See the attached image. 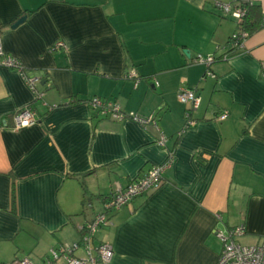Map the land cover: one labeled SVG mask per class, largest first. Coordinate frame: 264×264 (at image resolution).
Masks as SVG:
<instances>
[{
  "label": "crops",
  "instance_id": "0c3cea01",
  "mask_svg": "<svg viewBox=\"0 0 264 264\" xmlns=\"http://www.w3.org/2000/svg\"><path fill=\"white\" fill-rule=\"evenodd\" d=\"M216 1L234 4L0 0V63L12 57L39 73L43 94L0 65V264H44L52 249L79 242L80 227L117 185L170 153L162 186L113 213L98 233L113 246L110 264H218L215 231L243 228L239 244L264 243V28L227 55L239 26ZM251 1L264 15V0ZM58 42L66 48L53 50ZM200 56L220 59L214 76L195 63ZM131 70L142 78L138 88L125 78ZM184 88L201 98L190 118L178 97ZM96 97L154 114L166 145L152 127L101 117L90 104ZM28 106L37 123L15 129V114ZM190 119L196 126L186 128Z\"/></svg>",
  "mask_w": 264,
  "mask_h": 264
},
{
  "label": "built area",
  "instance_id": "2783aa9c",
  "mask_svg": "<svg viewBox=\"0 0 264 264\" xmlns=\"http://www.w3.org/2000/svg\"><path fill=\"white\" fill-rule=\"evenodd\" d=\"M235 4V5H234ZM234 4H227L220 1L215 2V7L220 10L224 16L231 17L242 24L248 7L254 5L251 0L238 1L234 0ZM264 25V21H263ZM250 35L241 29L234 33L229 42V49L233 53L242 51L245 48V41ZM64 42H58L53 50L65 49ZM231 53V54H233ZM0 55L3 56V50L0 45ZM220 59H228V56ZM214 56H200L195 63L206 67L205 77L214 76L212 65L218 60ZM1 66L17 70L22 75L28 87L37 94L38 98H42L43 94L39 92L38 85L41 81L39 73H28L22 64L15 58L4 57L0 63ZM262 77L264 78V64L262 66ZM126 79L134 80L135 88H138L142 78L139 74L131 70ZM158 86L159 83L156 82ZM179 101L182 104L189 105L186 117L190 118L193 111H197L201 105V98L196 89H181L179 92ZM92 108L96 110L103 118H113L114 120L131 119L142 127H152L159 132L157 144L164 147L167 137L161 132L157 117L152 114L150 116H141L134 112H124L121 107L110 100H102L94 98L90 102ZM229 112H224L217 117L218 121H224L228 118ZM15 129H23L34 126L37 123L36 111L33 106H28L20 110L14 116ZM196 126V121L190 119L186 128ZM174 156L170 153L168 160L158 166H154L148 172L140 175L133 180L127 187L123 188L117 185L114 192L105 199L103 211L97 213L91 221L86 222L80 227V240L76 243L60 244L57 248L50 251L48 259L44 264H110L114 258L113 246L104 241H97L98 233L112 224V214L129 206L140 197L149 196L157 191L164 183L165 173L173 166ZM92 208V204H88ZM244 234L243 228H237L229 231L227 234L215 231V235L223 245L218 264H264V243L254 246L241 245L236 241L237 237ZM13 264H37L30 258L17 260Z\"/></svg>",
  "mask_w": 264,
  "mask_h": 264
},
{
  "label": "trees",
  "instance_id": "16d2710c",
  "mask_svg": "<svg viewBox=\"0 0 264 264\" xmlns=\"http://www.w3.org/2000/svg\"><path fill=\"white\" fill-rule=\"evenodd\" d=\"M264 15L261 10V6L254 4L248 7L247 14L241 25L238 24V30L241 29L247 32L249 35L264 28L263 25ZM233 52L229 51L227 55Z\"/></svg>",
  "mask_w": 264,
  "mask_h": 264
},
{
  "label": "water",
  "instance_id": "95a60500",
  "mask_svg": "<svg viewBox=\"0 0 264 264\" xmlns=\"http://www.w3.org/2000/svg\"><path fill=\"white\" fill-rule=\"evenodd\" d=\"M25 21H26V17L21 18L20 20H18V21L16 22V24L14 25V28H15V27H18L19 25H21V24L24 23Z\"/></svg>",
  "mask_w": 264,
  "mask_h": 264
}]
</instances>
